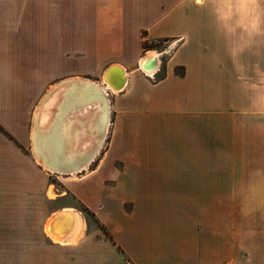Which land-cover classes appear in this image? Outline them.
<instances>
[{
  "label": "crops",
  "instance_id": "crops-1",
  "mask_svg": "<svg viewBox=\"0 0 264 264\" xmlns=\"http://www.w3.org/2000/svg\"><path fill=\"white\" fill-rule=\"evenodd\" d=\"M145 41H164L162 57ZM115 66L127 83L97 164L46 169L32 140L39 84ZM0 124V194L81 214L72 194L98 226L81 214L54 241L53 215L0 217V264H264V0H0Z\"/></svg>",
  "mask_w": 264,
  "mask_h": 264
},
{
  "label": "bare ground",
  "instance_id": "bare-ground-1",
  "mask_svg": "<svg viewBox=\"0 0 264 264\" xmlns=\"http://www.w3.org/2000/svg\"><path fill=\"white\" fill-rule=\"evenodd\" d=\"M152 58L156 57H148L142 66L147 72H152L150 71L153 68ZM113 70H118V72L112 73ZM102 80L101 84L72 78L59 83L48 92L40 103L41 106L38 105L32 126V131H34L32 140L36 142L34 144L35 154L40 164L46 169L74 175L86 169L97 158L107 139L110 127L111 94H117L124 89L127 75L121 67L115 66L105 72ZM76 106L84 108L70 112V129L66 137L63 126L64 116ZM43 107H47L45 110L49 109V111L50 107L58 109L56 117L51 119L47 112L40 114L44 111ZM97 146L98 149L95 152ZM91 157L93 159L83 169L77 170ZM49 195L50 197L55 196L52 192H49ZM81 222V214L75 209H70L52 216L50 227L46 226L49 228L48 232L51 237L57 241L70 230L75 232V228Z\"/></svg>",
  "mask_w": 264,
  "mask_h": 264
},
{
  "label": "rangeland",
  "instance_id": "rangeland-1",
  "mask_svg": "<svg viewBox=\"0 0 264 264\" xmlns=\"http://www.w3.org/2000/svg\"><path fill=\"white\" fill-rule=\"evenodd\" d=\"M166 45L167 44L164 43V41H158L155 48H151L149 50H146V52H150V51L155 52L156 54H158V57L161 58L162 57L161 56L162 49ZM165 60H166V56L164 57V59L162 58L161 62H165ZM158 62H160V61H158ZM157 71L158 70H156L155 72H157ZM155 72H147V73L154 75ZM85 77L90 78L91 80L96 81L97 83L98 82H101V84L103 83L102 76H91V77L85 76ZM85 80H87V79H85ZM54 84H55L54 82H47V83H40L39 84L40 85V95H41L40 99L43 100L44 99L43 97H45L48 94V92L52 89V87L57 85V84H55V85ZM26 85L28 86L27 88L29 90H31V92H37L38 83H26ZM113 95H115V94H113V93L111 94V98H110L111 102L113 100ZM110 118H111L110 119V125H109L110 127H109L108 134L106 136L107 139H105V141L103 143L104 145L102 146L100 152L98 153L97 158L99 157L101 152L104 151V149L108 147V144H109L110 134H111V130H112V114H111ZM0 127H2L7 132L6 135L11 137V134H9V132L1 124H0ZM25 151H26V154H28L29 156H33L31 149H27V147H25ZM97 158H95V161ZM94 162H91V164L86 169H89ZM79 173H81V172H79ZM51 175L52 176L50 178H48L49 181H51V183L53 184V187L51 188L50 192H52L53 194H57L55 189L61 191V188H60L61 183L58 181V179L56 177L53 176V174H51ZM34 179L36 180V178H34ZM44 180H47L46 176H45ZM28 184H29V182H28ZM10 189H13V188L10 187ZM6 196H7V198H6ZM6 196L4 194H0V217H3V218L8 217L9 219H15L18 217L19 218H21V217H32V216L35 217V216H37V214L39 212H40V217H48V216L51 217L53 215V213L50 214L51 209L49 208L48 204L46 203L43 194L32 196V195H28L27 193H25L24 195H20V194L18 195V194H11L10 193L9 195H6ZM66 203H70L71 205L72 204L76 205L79 208L78 210L81 212L82 216L87 218L85 213L82 211L78 200L72 194H70L68 197H66ZM89 221L91 223L92 228L98 227L96 222L93 219H89Z\"/></svg>",
  "mask_w": 264,
  "mask_h": 264
},
{
  "label": "trees",
  "instance_id": "trees-1",
  "mask_svg": "<svg viewBox=\"0 0 264 264\" xmlns=\"http://www.w3.org/2000/svg\"><path fill=\"white\" fill-rule=\"evenodd\" d=\"M157 45L156 42H149V41H145L144 42V48L146 50H149L151 48H155ZM0 132L4 133V134H7V132L2 128L0 127ZM97 164V161H95L93 163V166ZM79 205L82 209V211L85 213V215L87 216L88 219H93L94 221H97V216L94 212H92L86 205L82 204L81 202H79ZM106 234L111 237L110 233L106 231Z\"/></svg>",
  "mask_w": 264,
  "mask_h": 264
},
{
  "label": "water",
  "instance_id": "water-1",
  "mask_svg": "<svg viewBox=\"0 0 264 264\" xmlns=\"http://www.w3.org/2000/svg\"><path fill=\"white\" fill-rule=\"evenodd\" d=\"M153 60H152V62H153V68L150 70V71H152V72H155L156 70H157V68H158V58L156 57V58H152ZM143 69V68H142ZM144 70V69H143ZM145 71V70H144ZM70 83V82H69ZM58 86V85H57ZM60 86V85H59ZM55 93V92H54ZM53 93V94H54ZM46 97V96H45ZM44 97V98H45ZM40 106H41V104H40ZM39 106V107H40ZM44 106H46V105H44ZM44 108V107H43ZM84 107L82 106V107H80V106H76L75 108H72L71 110H69V112H66L65 113V116L64 117H66V116H68V114L70 115V112H72V111H74V109H83ZM40 114H41V112H40ZM34 118H35V116H34ZM33 125H34V119H33ZM63 126H64V123H63ZM34 131H32V133H33ZM37 132H38V130H37ZM40 140V139H39ZM34 144H36V142L34 143V141H33V152H34V156L36 157V159L38 160V158H37V156H36V154H35V151H34ZM36 146V145H35ZM98 149V146L96 147V149H95V152H96V150ZM94 157V156H93ZM93 157H91L89 160H87L83 165H80L78 168H77V170H79V169H83V167L85 166V165H87L92 159H93ZM39 161V160H38ZM46 168V167H45ZM48 169V168H47ZM50 171H52V170H50ZM56 173H59V172H56ZM61 174V173H60ZM49 227H50V225H49Z\"/></svg>",
  "mask_w": 264,
  "mask_h": 264
},
{
  "label": "built area",
  "instance_id": "built-area-1",
  "mask_svg": "<svg viewBox=\"0 0 264 264\" xmlns=\"http://www.w3.org/2000/svg\"><path fill=\"white\" fill-rule=\"evenodd\" d=\"M145 73H147L146 71H145ZM148 74V73H147Z\"/></svg>",
  "mask_w": 264,
  "mask_h": 264
},
{
  "label": "snow or ice",
  "instance_id": "snow-or-ice-1",
  "mask_svg": "<svg viewBox=\"0 0 264 264\" xmlns=\"http://www.w3.org/2000/svg\"><path fill=\"white\" fill-rule=\"evenodd\" d=\"M198 2H199V0H198Z\"/></svg>",
  "mask_w": 264,
  "mask_h": 264
}]
</instances>
